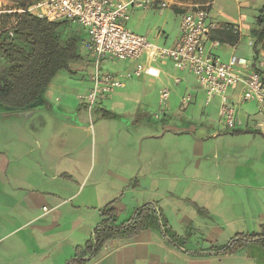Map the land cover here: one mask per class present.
I'll list each match as a JSON object with an SVG mask.
<instances>
[{
  "label": "crops",
  "instance_id": "obj_1",
  "mask_svg": "<svg viewBox=\"0 0 264 264\" xmlns=\"http://www.w3.org/2000/svg\"><path fill=\"white\" fill-rule=\"evenodd\" d=\"M175 3L170 0L169 8L176 14V33H168L167 22L162 30L148 22L152 27L145 34L155 43H177L181 12ZM263 8L264 0L209 2V20L217 28L237 27L239 33L237 43L222 42L216 49L225 60L236 56L252 63L251 27ZM153 11L141 17L148 19ZM82 53L93 63L87 49ZM0 61L8 66L1 56ZM116 65L109 71L133 66ZM84 66L72 63V73H58L40 105L0 109V264H67L82 256L102 220L100 210L113 200L119 221L143 204L155 205L183 246L148 228L130 239L107 241L86 264H264L261 242L235 252H211L264 226V116L256 104L242 101L239 89H230L241 123L228 129L219 121V107L212 106L219 97L206 103L192 73L163 61L153 65L157 76L127 79L94 108L82 102L76 107V93L90 84L72 74L87 70ZM177 77L174 91L189 89L194 100L184 106L173 94L164 108L160 91ZM161 109L165 117L156 118ZM181 111L188 117L173 126ZM213 117L223 128H215Z\"/></svg>",
  "mask_w": 264,
  "mask_h": 264
},
{
  "label": "built area",
  "instance_id": "obj_2",
  "mask_svg": "<svg viewBox=\"0 0 264 264\" xmlns=\"http://www.w3.org/2000/svg\"><path fill=\"white\" fill-rule=\"evenodd\" d=\"M169 7L170 0H39L28 11L49 21L67 20L86 33L84 48L93 56V67L88 72L90 86L79 98L90 109L124 87L127 79L157 76L153 65L171 61L176 69L194 75L205 92L206 103L220 97L219 121L224 127L234 129L241 123L238 102L228 94L233 88L239 89L242 101H253L257 113L264 116V49L252 63L236 56L225 60L216 51L222 42L212 38L217 25L209 20V9L200 5L185 8L180 13L179 39L171 47L149 41L128 27L136 9L162 13ZM104 60H129L133 66L118 73L102 71ZM174 82L179 83L180 78H174ZM169 100L170 89L164 87L159 103L166 108ZM193 100L194 95L189 93L183 95L181 103L186 106ZM155 116L159 118V113Z\"/></svg>",
  "mask_w": 264,
  "mask_h": 264
},
{
  "label": "trees",
  "instance_id": "obj_3",
  "mask_svg": "<svg viewBox=\"0 0 264 264\" xmlns=\"http://www.w3.org/2000/svg\"><path fill=\"white\" fill-rule=\"evenodd\" d=\"M26 1L28 0H21L22 11L15 12L16 22L0 31V56L8 63L6 71L0 76V109L5 111H20L40 105L44 100V93L58 73H72L70 65L84 60L82 50L86 33L83 29L67 20L49 21L40 18L28 11L31 3ZM175 1L174 9L179 13L194 5L209 9L211 0ZM179 3L185 7L178 5ZM251 34L255 38L256 56L260 49H264V8L256 16ZM212 38L235 44L239 40V33L233 26L216 28L212 30ZM114 202L115 200L107 203L100 210L102 220L84 245L82 256L72 257L67 264H86L90 258L100 253L107 241L130 239L148 228L158 229L168 242L178 247L183 246L180 237L171 230L161 210L155 205L143 204L134 210L128 220L119 221ZM250 242L264 244V226L259 233L238 234L228 243L213 247L211 252H235ZM83 255H88V259Z\"/></svg>",
  "mask_w": 264,
  "mask_h": 264
},
{
  "label": "rangeland",
  "instance_id": "obj_4",
  "mask_svg": "<svg viewBox=\"0 0 264 264\" xmlns=\"http://www.w3.org/2000/svg\"><path fill=\"white\" fill-rule=\"evenodd\" d=\"M37 1H39V0H28V1H26V3H28V4L31 3L30 5H32V4L36 3ZM21 7H22L21 0H2V2L0 3V11H2V12H0V31L5 29V28L11 27L13 25V23L15 22V12H10L8 10L20 9L22 11ZM145 11H147V10L136 9L131 14V19L128 22V27L132 31H134L138 34L145 35L148 38V40L152 41V42L154 40L149 35H147L145 33L149 32V28H151L152 24H154V23H156V25L158 26L157 30L158 29L162 30L163 29L162 25H164V23L167 22L166 28H167L168 33H176L177 32L178 25L176 24L177 21L175 19L176 14H174L170 8H166L162 13H159L158 11H156V12L153 11L154 13L148 19H143L141 17L142 13ZM149 21H151L152 24L148 23ZM161 41L157 42L156 44L159 43L158 45L165 46L163 44V41L162 42ZM154 43H155V41H154ZM87 59H89V58H87ZM129 62H130L129 60H115V61L107 60V61L103 62L102 70L107 71L110 68L114 67L117 63L118 64H120V63L125 64V63H129ZM78 63H80L81 65H88L87 67L84 66V69H87V70L82 69V70H79L78 72H76L75 74H72L73 77H75L73 79L80 81V82L82 81L83 83H86L88 85V83H89L88 72L93 67V63L86 61L85 58L83 61L78 62ZM89 63H91L92 65ZM6 68H7V66H5V64H3L0 61V76H2V74L6 71ZM175 85H177V83H175L173 80H172V84L166 85V87H168L170 89V99L172 97L171 95L174 94V95H177V98H180L179 101L181 102V98L183 97V95H186L189 93L194 95V93L192 91H189V89H184L183 87H178L174 91L173 86H175ZM86 91H87V89H85L84 91L78 92V93H76L75 96H77L78 94L79 95L83 94ZM200 95L205 96V94L203 92ZM215 97H219V96H215ZM212 99H214V98H212ZM212 99H211V101H212ZM219 99H220V97H219ZM179 101H178V103H179ZM216 102H217V98L214 99V103L212 104V106L213 107H219V109H220V101H218L219 102L218 105L216 104ZM80 103H81V101L77 97L75 102H73V105L78 107V106H80ZM158 113H159L160 118L163 119L165 117L162 109L160 111H158ZM188 114H189L188 112H183V111L177 113L176 116L174 117L175 122L173 121V126L183 125L181 120H186V117H188ZM213 119H215V122H214L215 128H223L221 124L216 122V121H218V118L213 117Z\"/></svg>",
  "mask_w": 264,
  "mask_h": 264
}]
</instances>
